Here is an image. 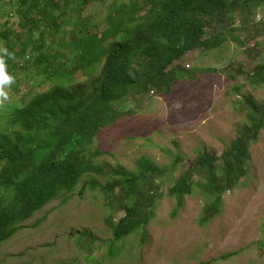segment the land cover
Here are the masks:
<instances>
[{"label": "trees", "instance_id": "16d2710c", "mask_svg": "<svg viewBox=\"0 0 264 264\" xmlns=\"http://www.w3.org/2000/svg\"><path fill=\"white\" fill-rule=\"evenodd\" d=\"M11 2L20 21L18 28H7L0 36V49L12 54L4 57L7 73L15 78L19 71L29 83L24 71L37 67L53 86L30 95L15 81L10 96L18 101L10 99L0 114V245L36 212L73 192L89 174H106L105 185L92 179L81 192L99 188L106 206L122 214L118 220L106 219L112 242L146 228L162 197V179L173 176L145 156L137 160L134 171L96 164L94 160L102 155L92 150L96 136L126 114L118 107L131 92L168 95L178 75L197 72L178 65L187 53L216 50L228 35L238 45L242 42L237 33L264 35V14L258 23L255 19L256 12L264 11V0ZM92 3L100 7L109 3L104 16L107 29L103 21L85 15L84 8ZM248 51L254 62L259 53ZM87 69L99 72L88 94L79 86L67 88L72 76ZM226 72L229 79L243 76L253 86L264 85V62L255 63L248 72L233 65ZM240 105L246 120L237 125L236 139L221 156L202 154L181 165L167 192L176 200L173 216L196 185L214 197L204 207L201 222H207L220 212L223 194L246 174L250 147L264 130V104L244 97ZM180 162L176 157L175 166Z\"/></svg>", "mask_w": 264, "mask_h": 264}, {"label": "rangeland", "instance_id": "374dc122", "mask_svg": "<svg viewBox=\"0 0 264 264\" xmlns=\"http://www.w3.org/2000/svg\"><path fill=\"white\" fill-rule=\"evenodd\" d=\"M108 4H88L85 15L103 21L107 29L104 16ZM263 12H256L257 23ZM10 13L13 15L7 26L18 28L20 18L12 2L1 0L2 23ZM234 26L239 24L234 22ZM4 29L0 27V31ZM237 35L242 45L228 35L216 50L193 51L181 58L178 65L197 72L187 77L178 75L170 94L131 92L118 107L126 114L96 136L92 150L102 152L94 160L96 164L134 171L137 160L145 156L173 176L162 179V197L146 228L112 242L106 219L114 216L118 220L122 214L106 206L99 188L81 192L84 183L92 179L105 185L106 174H89L73 192L36 212L0 245V264H264V130L250 147L244 164L246 174L223 194L220 212L207 222H201L204 207L214 197L200 187L193 186L175 216L176 200L167 195L181 165L193 163L202 154L219 157L236 139L237 125L246 120L240 105L244 97L264 104V85L256 87L243 76L229 79L226 74L232 65L248 72L255 63L264 62V35ZM248 50L259 53L254 62ZM98 73L87 69L72 76L69 86L82 87L88 94ZM15 75L24 80L19 71ZM39 86L48 90L53 83L43 85L39 81ZM9 97L12 102L16 100L15 95ZM176 157L182 159L177 166Z\"/></svg>", "mask_w": 264, "mask_h": 264}, {"label": "clouds", "instance_id": "9594fccd", "mask_svg": "<svg viewBox=\"0 0 264 264\" xmlns=\"http://www.w3.org/2000/svg\"><path fill=\"white\" fill-rule=\"evenodd\" d=\"M257 16V15H256ZM1 18V17H0ZM9 18V15L7 19ZM2 19L0 20V25H2ZM5 28H8L7 25H4ZM0 114L5 113L7 102L10 100L8 89L15 82V78L7 73V65L5 61V56L12 58V54L7 51V49H0ZM71 81V80H70ZM69 81V82H70ZM69 82L67 83V88L77 87V86H69ZM82 88V87H81Z\"/></svg>", "mask_w": 264, "mask_h": 264}, {"label": "bare ground", "instance_id": "6f19581e", "mask_svg": "<svg viewBox=\"0 0 264 264\" xmlns=\"http://www.w3.org/2000/svg\"><path fill=\"white\" fill-rule=\"evenodd\" d=\"M12 1V0H11ZM79 3V2H78ZM13 9L17 8L16 5L12 4ZM13 15V13L9 14V18L7 20H5L3 22L2 25H0V27H4V25H8V22L11 20V16ZM1 20V18H0ZM20 20V19H19ZM19 24V23H18ZM5 28V27H4ZM10 28V27H8ZM14 28V27H13ZM7 28H5L3 31H0V36L3 35V32L6 30ZM2 45L1 41H0V46ZM31 65V64H30ZM24 74L27 76H29V78L31 79V81L29 83L20 80L18 77H15V81H17V83L23 87L24 84V89L30 94H34L36 91H39L40 86H39V81H41V84L46 85L47 82L45 81V79L43 77L40 76V69L37 67H32L27 69L26 71H24ZM26 85V86H25ZM11 89V88H10ZM12 92V91H11ZM11 94V93H10ZM9 94V95H10ZM9 102V101H8ZM2 123V122H1ZM14 123H13V127H14ZM18 126V125H17ZM3 127V126H2ZM5 129V128H4ZM1 130V129H0ZM2 131V130H1ZM8 131V130H6Z\"/></svg>", "mask_w": 264, "mask_h": 264}, {"label": "built area", "instance_id": "2783aa9c", "mask_svg": "<svg viewBox=\"0 0 264 264\" xmlns=\"http://www.w3.org/2000/svg\"><path fill=\"white\" fill-rule=\"evenodd\" d=\"M258 15V14H257ZM260 19H261V17H260ZM260 19H257L258 21H260Z\"/></svg>", "mask_w": 264, "mask_h": 264}]
</instances>
